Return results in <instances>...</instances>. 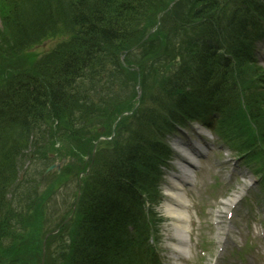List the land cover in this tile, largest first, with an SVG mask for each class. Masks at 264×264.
Segmentation results:
<instances>
[{
	"label": "trees",
	"instance_id": "1",
	"mask_svg": "<svg viewBox=\"0 0 264 264\" xmlns=\"http://www.w3.org/2000/svg\"><path fill=\"white\" fill-rule=\"evenodd\" d=\"M162 1L165 2V0H0L6 7L8 6L0 29V54L3 56L16 55L49 34L67 31L73 35L71 46L59 54L51 64L33 71L25 69L26 71L16 76L10 73L7 78L11 81L0 92L2 218L5 190L17 173L18 157L30 147V144L36 148L42 146L41 140L32 141L33 134L36 131L45 132L40 134L41 137L49 134L53 138L56 135L53 127L46 129L45 126L55 125L59 130L65 129L69 139L81 138V132L85 128L84 120L93 114L96 105L91 101V91L97 89V83L104 81L106 72L111 71L109 64L116 68L117 75L124 71L119 64L118 52L124 50V46L134 40L136 29L133 27H142L149 18H152L151 10L156 9ZM243 1L247 4L246 0ZM186 2L171 18L172 26L199 24L201 31L208 32L192 41L190 49L186 51L194 60L196 67L193 86L199 87L200 81L201 92L207 95L214 91V86L210 87L209 84V80H212L210 77H216L224 81L227 87H233L237 78L233 73L236 67L232 64L236 62L242 69L245 57L235 56L238 50H242L243 44L236 40H228L234 34L237 35L235 39L239 37L238 32H235L233 18H229L228 14L232 5H239V2L236 0H186ZM262 3L263 0H256L260 7L258 15L264 20V13H261ZM218 40L223 43L229 55L221 54L219 50L223 48L211 44ZM229 57L231 58L228 59ZM179 75L183 76L184 73L180 72ZM84 80H90L92 88L85 89V84L81 82ZM263 87V83L253 89L249 85V90L246 87L248 100L252 95L256 96L257 90L260 91ZM112 89L111 86L108 90ZM98 90L100 95L105 91ZM233 93L234 96L230 94L229 98L234 101L240 92L233 89ZM217 96L219 98V95ZM263 97L262 95L260 98ZM255 114L257 118L258 115ZM262 136L264 138V130ZM141 147L130 144L127 148L121 149L115 161L107 160L100 166L98 179L87 193L82 205L81 221L74 233L67 264H133L124 255L120 231L124 229L122 219L126 206L134 204V192L146 189V186L151 184L148 176L152 169L151 159ZM154 148L148 144V149ZM2 220L0 234L7 236L8 226L4 225Z\"/></svg>",
	"mask_w": 264,
	"mask_h": 264
},
{
	"label": "rangeland",
	"instance_id": "2",
	"mask_svg": "<svg viewBox=\"0 0 264 264\" xmlns=\"http://www.w3.org/2000/svg\"><path fill=\"white\" fill-rule=\"evenodd\" d=\"M161 1V0H160ZM168 0H165V2L162 1L160 3V7L158 9H152L151 10V16L152 18H149L146 23L140 27L136 28V31H134L135 38L134 40L130 41L124 46V50H120L118 52L119 60L121 63L127 64V67L129 64L134 67H139L142 65H146L147 67L150 66L149 57L143 58L142 52H136L132 53L131 55L127 56L128 54H122V52H126V50H131L134 46L137 44H140L144 37L147 35V33L153 28L155 19L157 17L158 11L164 7V4L167 3ZM7 13V7L5 5L1 6L0 10V29L2 28L1 24V18L4 17ZM192 28L194 31H197L198 29H201V26L199 24L195 25L192 24ZM172 28V26H171ZM169 26H166L162 29L161 34L164 36L161 38V41L165 40L166 38H169L168 36L172 35V32L170 33V30L172 31ZM198 28V29H197ZM145 30V31H144ZM144 31V33H142ZM193 36V34H190ZM72 34H68L66 32H60V34L53 35L40 43L38 45L34 46L32 49L26 51L24 54L25 56L31 58H36L40 55H43L44 53L46 56H53L54 53L57 52L62 46L67 45L71 42ZM167 36V37H166ZM154 38V37H153ZM152 37L149 39L150 42H154L155 40ZM170 39V38H169ZM161 44V43H160ZM166 44V42H163L161 45H159L158 48H156L157 56L160 58V63L164 64L165 66H168L169 68L173 66V63L171 61H167L165 58H163L164 54L163 52V46ZM62 53V52H61ZM139 53V54H138ZM138 54V55H137ZM124 55V56H123ZM139 57V59L137 58ZM123 58V59H122ZM142 58V59H140ZM11 61H5L0 56V78L3 79L0 80V86H4L6 82L7 75L13 74V73H20L25 70V66H22L18 64V57H13L10 59ZM140 60V61H139ZM143 61L142 64H140ZM111 63V62H110ZM120 64V63H119ZM111 65V64H110ZM122 68H124V64L120 65ZM128 67V68H129ZM125 69L123 72L120 73V75L115 74V68H113L111 74L110 72H106V79H110V85L112 86V83H116L114 87H120L119 92L114 93L113 95L117 94L115 96V100L117 102H111L109 105L113 104V109L108 107L107 105L108 99H106L105 102V112L106 117L108 115H111L113 117H116V111L120 114L122 113H131L129 116H125L121 122L118 125L116 124V119L113 122L112 126H110L108 123H105L103 125H100V127L106 128L105 132H101V136H99L98 139L101 138H111L110 141H102L101 145L97 149V157L94 158V161L96 159L97 162H99L102 158H104L106 155L109 154L110 149L113 146H117L120 144V138L126 139L128 138L132 132H140L144 124L146 123V119L152 112L160 113L162 112L161 108V99L160 94L162 93V89H158L160 84L163 81L162 74L157 75H149L144 76L140 73V75L135 76L132 74L134 72V68H130L129 70ZM161 69V68H160ZM152 73L151 70H147ZM155 71L156 68H155ZM261 75H264V66L263 67H246V72L242 74V77H240L241 84L242 82L244 84H248L249 80H253L254 82L250 85L251 89L256 88L261 82L257 81L261 77ZM144 78V80H143ZM248 81H247V80ZM264 79V78H263ZM109 81V80H107ZM101 83H104L103 81ZM85 89H90L92 85L88 82H85ZM100 84V83H97ZM240 85V82L237 83ZM256 86V87H254ZM198 89L194 88V90ZM93 98L96 100H100L101 96L97 95L94 92ZM255 95H252V98H249V103L247 101V97L245 98V93L241 91V100H240V107L236 110V113L232 111L230 115L224 116L221 121L222 125V133H221V143L222 147H213L211 149V155L208 156V158H205L201 164L200 167L205 170V173L202 172L201 177H195L194 183L197 185H203L205 186L208 182L212 180L211 173L215 172V168L212 169L213 163L218 162L221 167L228 168L226 165L233 162V160H236V158L240 161V163H236V168L239 170L240 177L238 178L236 188L234 187L233 193L234 197L236 198V201L240 200L242 203H247V206L250 208V212L253 213V208L257 210V213H260L264 217V211L259 210L263 209L261 206L264 205V141L262 136V131L264 130V91L263 89L257 90ZM107 95V93H106ZM104 105V106H105ZM255 113H257L258 117L255 118ZM140 117V119H139ZM109 119H112L109 118ZM106 120V119H105ZM101 121V120H100ZM103 123V122H101ZM261 124V125H259ZM96 129L86 130L82 132L80 139H71L68 140L67 138H59L54 145V152L57 153L59 157L67 156L68 154L72 156H76V158L79 157V159L85 158L88 156V144H90V140L93 143V138H95L99 132L97 127V121H95ZM142 125V126H140ZM140 126V127H139ZM43 131V129H42ZM39 131H36V135L38 136ZM116 136V137H115ZM205 136L204 133L200 132V134H195L193 132L190 133V135L187 134L185 137H180L185 141H188V139L191 141V143H203L202 137ZM205 139V138H204ZM45 143H48L49 137L48 135H45ZM205 142H208L207 139H205ZM105 147V148H104ZM44 150V149H41ZM207 153V151H204ZM30 158L35 159V161L25 160L23 163V170L26 169V167L29 165L28 168V174L29 175H36L37 177V188H39V191L44 189V185L46 184V179L42 182L39 178L41 174L44 172L45 168L50 165V160H46L42 152H36L35 149H31L29 152ZM61 159V158H60ZM71 166H68L70 169ZM61 173H64L66 177H62L60 179H49L47 181L48 184H54V185H60V188H58L55 192L50 193L48 198L46 197V202L49 201L48 205V213L50 217H52L54 214H58L60 216L61 214L65 213L68 209L71 208L73 202L76 199L77 195V189H76V179L74 177L69 178L67 174V168H64ZM46 188V187H45ZM256 191V194L261 193V197H254V199L250 198V196ZM233 196H229V198H232ZM233 197V199H234ZM256 198V199H255ZM156 210L162 211L163 205H159L156 207ZM255 215V214H254ZM253 218V214H252ZM44 223H46V220H43ZM43 221H40V224L43 223ZM256 224V219H253L252 223H250V226L253 227ZM73 226V222H72ZM241 236H244L245 233L242 230L240 233ZM38 240L41 244V237H38ZM37 238H31L28 234H24L21 236H18L17 244L18 246V257L21 264H37L41 263V249L39 251V242ZM21 246V247H20ZM262 252H258L260 255L259 260L262 259L263 255ZM19 254L21 256H19ZM5 253L0 252V264H5ZM213 255L208 254L207 258L204 260L205 264H210L212 262ZM201 260V259H199ZM50 264V258L48 254L47 263Z\"/></svg>",
	"mask_w": 264,
	"mask_h": 264
},
{
	"label": "bare ground",
	"instance_id": "3",
	"mask_svg": "<svg viewBox=\"0 0 264 264\" xmlns=\"http://www.w3.org/2000/svg\"><path fill=\"white\" fill-rule=\"evenodd\" d=\"M258 45H260V43H258ZM171 46H168L167 47V50L170 48ZM186 52V49L185 48H183L182 49V51H181V53L182 54H184ZM193 66L195 67V64H193ZM231 68H233L234 69V67H232L231 66ZM234 72V74L236 75V78H237V80H236V82H239L238 81V77H237V73L235 72V70H233ZM193 77L195 78V75H193ZM212 80H209V84H210V87L211 86H214V90H215V92H213L212 94H211V97H209V105H210V107H211V99H214V96H215V94H217V95H219V98L218 99H221L222 98V95H221V93L224 95V96H230V94H232L233 96H234V93H233V88L232 87H227V85H226V83L224 82V81H220L219 80V78H216V77H210ZM218 89H219V91H218ZM92 92V91H91ZM91 98H93V94L91 93ZM218 99L216 98V102H218ZM234 99H235V97H234ZM238 99H242L241 97H239ZM104 101H106V99H102V102H104ZM222 101V100H221ZM106 102H108V101H106ZM105 103V102H104ZM238 109V108H237ZM236 109V110H237ZM236 110H235V113H236ZM166 210H168V211H170V213L171 214H173V215H177V213H180V214H183L182 212H180V211H175L172 207H167V209ZM177 228V227H176ZM178 228H179V232L181 233L182 231H184V229H185V226L184 225H180V226H178ZM0 243H1V245L0 246H2L3 244H4V240L1 238V236H0Z\"/></svg>",
	"mask_w": 264,
	"mask_h": 264
}]
</instances>
